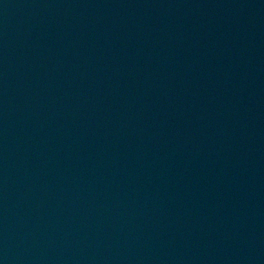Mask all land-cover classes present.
<instances>
[{
  "label": "water",
  "instance_id": "95a60500",
  "mask_svg": "<svg viewBox=\"0 0 264 264\" xmlns=\"http://www.w3.org/2000/svg\"><path fill=\"white\" fill-rule=\"evenodd\" d=\"M0 264H264V0H0Z\"/></svg>",
  "mask_w": 264,
  "mask_h": 264
}]
</instances>
